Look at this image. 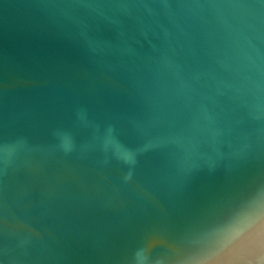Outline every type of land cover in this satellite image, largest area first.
<instances>
[{
  "label": "water",
  "instance_id": "water-1",
  "mask_svg": "<svg viewBox=\"0 0 264 264\" xmlns=\"http://www.w3.org/2000/svg\"><path fill=\"white\" fill-rule=\"evenodd\" d=\"M0 264H264V0H0Z\"/></svg>",
  "mask_w": 264,
  "mask_h": 264
}]
</instances>
